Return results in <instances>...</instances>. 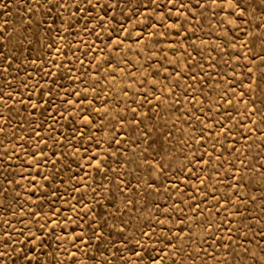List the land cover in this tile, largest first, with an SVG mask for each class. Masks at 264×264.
<instances>
[{"label": "rangeland", "instance_id": "1", "mask_svg": "<svg viewBox=\"0 0 264 264\" xmlns=\"http://www.w3.org/2000/svg\"><path fill=\"white\" fill-rule=\"evenodd\" d=\"M6 2L0 264H253L261 0Z\"/></svg>", "mask_w": 264, "mask_h": 264}, {"label": "snow or ice", "instance_id": "2", "mask_svg": "<svg viewBox=\"0 0 264 264\" xmlns=\"http://www.w3.org/2000/svg\"><path fill=\"white\" fill-rule=\"evenodd\" d=\"M50 2V0H49ZM75 2V0H74ZM261 3L264 4V0H261ZM8 3L6 2V0H0V7H3V8H8ZM61 6H66V0H65V3L64 4H61ZM83 5H80V7L77 8V11H79L81 9ZM240 5L239 4H236V5H233V7H239ZM242 13H243V9H241ZM261 15L262 17H264V11L261 12ZM256 27L258 29H260V31L258 33H256V36L259 40V43H260V46H261V54L259 55L258 58L264 60V19L261 20V22L259 24L256 25ZM3 29H0V33H2ZM5 60H7V58L5 57ZM6 71V69H5ZM21 103H23V101H21ZM33 107H36V105H33ZM0 119H3L2 116H0ZM262 123H264V120L261 121ZM0 131H3V129H0ZM170 135V133H169ZM46 144V141L44 142ZM39 144H40V141L37 142V147L39 148ZM214 147V145H213ZM41 153H42V150H41ZM39 153H33V155H38ZM207 154V153H205ZM53 155H55V153H53ZM198 162H201V163H204V164H207V163H210L211 162V158L209 161H204L203 160V156H201L200 158V161ZM37 163H39V161H37ZM191 163V161H190ZM97 168L100 167V163L98 162L97 165H96ZM161 171H163V167H161ZM183 171V169H182ZM44 179H47V177H44ZM200 183H203V181H200ZM198 190V189H197ZM181 203H183L184 201L181 199L180 201ZM173 210H179V205H176L174 204L173 205ZM33 216H36V213H32ZM54 224L58 225V221H53ZM41 228L44 227V225H40ZM55 229H53L54 231ZM169 231H171V228H169ZM229 231H231V229H229ZM21 234L23 235V231H21ZM93 235H95V232H93ZM79 239H83V233H81V235L78 237ZM42 240V237H37L35 233H31V239L29 240V243H32L33 240ZM246 254L249 253V249H245L244 250ZM6 255V253H0V257H4ZM250 258L252 259L253 261V264H264V248H261L260 250V253L259 255H257L255 252H251L250 254ZM29 264H31V262L29 261ZM73 264H76L75 261H73ZM154 264V262H153Z\"/></svg>", "mask_w": 264, "mask_h": 264}]
</instances>
